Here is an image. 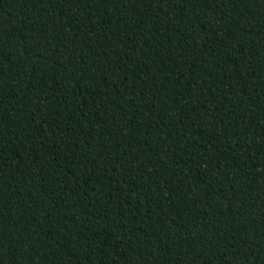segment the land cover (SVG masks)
<instances>
[{
  "label": "trees",
  "instance_id": "1",
  "mask_svg": "<svg viewBox=\"0 0 264 264\" xmlns=\"http://www.w3.org/2000/svg\"><path fill=\"white\" fill-rule=\"evenodd\" d=\"M0 264H264V0H0Z\"/></svg>",
  "mask_w": 264,
  "mask_h": 264
}]
</instances>
